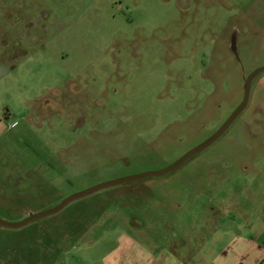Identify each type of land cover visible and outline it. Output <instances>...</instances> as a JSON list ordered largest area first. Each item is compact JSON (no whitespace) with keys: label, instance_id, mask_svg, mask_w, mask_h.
I'll list each match as a JSON object with an SVG mask.
<instances>
[{"label":"rangeland","instance_id":"1","mask_svg":"<svg viewBox=\"0 0 264 264\" xmlns=\"http://www.w3.org/2000/svg\"><path fill=\"white\" fill-rule=\"evenodd\" d=\"M263 66L264 0H0V220L166 169ZM254 83L177 169L0 226V264H104L122 236L229 264L233 235L235 264H264V73Z\"/></svg>","mask_w":264,"mask_h":264},{"label":"crops","instance_id":"2","mask_svg":"<svg viewBox=\"0 0 264 264\" xmlns=\"http://www.w3.org/2000/svg\"><path fill=\"white\" fill-rule=\"evenodd\" d=\"M245 243L249 245L250 251L255 247L253 242L247 240ZM240 248V237L233 235L228 240L225 250L221 253L223 261L229 264H235L234 262L240 255ZM117 250H121V252H116ZM203 250V247L200 248L198 254L195 256L189 253L188 256L190 257L184 260L176 257L177 255L168 258L161 252H153L136 237L122 236L119 239V245L115 248V251L109 254V257H105L104 264H209V255L208 253L205 254ZM114 253L117 255H114Z\"/></svg>","mask_w":264,"mask_h":264},{"label":"water","instance_id":"3","mask_svg":"<svg viewBox=\"0 0 264 264\" xmlns=\"http://www.w3.org/2000/svg\"><path fill=\"white\" fill-rule=\"evenodd\" d=\"M264 72V66L253 71L245 80V84H244V96H243V100L242 103L240 104V106L231 114V116L226 120V122L212 135L210 136L207 140H205L201 145L193 148L192 150H190L189 152H187L184 156H182L178 161H176L174 164H172L171 166L167 167L164 170L158 171V172H154V173H147V174H140V175H135L132 177H128V178H121V179H117L115 181L112 182H107L98 186H95L87 191L78 193L76 195H73L65 200H63L60 204H58L56 207L52 208L51 210L48 211H44L41 213H37V214H32L27 216V218L23 219L20 222H16V223H8L6 221L0 220V226L1 227H6V228H21L23 226H25L26 224H28L31 221L34 220H38L41 219L43 217L52 215L57 213L58 211H60L65 205H67L69 202L81 198V197H85L88 196L92 193H95L101 189H104L106 187H112L115 185H119L122 183H126V182H130V181H136L145 177H154V176H162L165 175L175 169H177L178 167H180L185 161H187L189 158H191L192 156H194L195 154L199 153L200 151H202L203 149H205L207 146H209L210 144H212L215 140H217L226 130L227 128L230 126V124L235 120V118L240 114V112L244 109L247 100H248V96H249V88H250V84L251 81L253 80V78L255 76H257L258 74Z\"/></svg>","mask_w":264,"mask_h":264},{"label":"flooded vegetation","instance_id":"4","mask_svg":"<svg viewBox=\"0 0 264 264\" xmlns=\"http://www.w3.org/2000/svg\"><path fill=\"white\" fill-rule=\"evenodd\" d=\"M254 71H255V70H254ZM251 73H252V72H251ZM251 73H250V74H251ZM262 73H264V72H262ZM262 73H260V74H262ZM250 74H249V75H250ZM260 74H258L257 76H259ZM249 75H248V76H249ZM248 76H247V77H248ZM257 76H255V77L253 78V80L251 81L250 88H249V96H248V100H249V98H250V96H251L252 86H253V88H254V84H255L254 81H255V79L257 78ZM247 77H246V78H247ZM253 83H254V84H253ZM244 84H245V83H244ZM243 96H244V90H243ZM242 100H243V97H242ZM248 100H247V103H248ZM241 103H242V101H241ZM241 103H240V104H241ZM247 103H246L244 109L240 112V114L245 110V108H246V106H247ZM239 106H240V105H239ZM239 106H238V107H239ZM238 107H237V108H238ZM237 108H236V109H237ZM236 109H235V110H236ZM235 110H234V111H235ZM240 114H239V115H240ZM239 115H238V116H239ZM230 116H231V115H230ZM230 116H229V117H230ZM238 116L235 118V120L238 118ZM229 117H228V118H229ZM235 120H234V121H235ZM234 121H233V122H234ZM225 122H226V121H225ZM225 122H224V123H225ZM233 122H232V123H233ZM224 123H223V124H224ZM232 123H231V124H232ZM223 124H222V125H223ZM231 124H230V126H231ZM230 126H229V127H230ZM229 127H228V128H229ZM228 128H227V129H228ZM226 131H227V130H226ZM226 131H225V132H226ZM225 132H224V133H225ZM224 133H223V134H224ZM223 134H222V135H223ZM222 135H221V136H222ZM211 136H212V135H211ZM221 136H220V137H221ZM220 137H219V138H220ZM215 141H216V140H215ZM215 141H214V142H215ZM189 159H190V158H189ZM187 161H188V160H187ZM185 162H186V161H185ZM185 162H184V163H185Z\"/></svg>","mask_w":264,"mask_h":264}]
</instances>
